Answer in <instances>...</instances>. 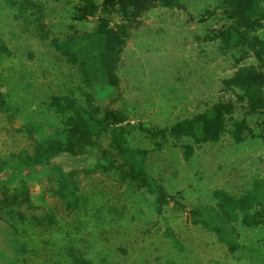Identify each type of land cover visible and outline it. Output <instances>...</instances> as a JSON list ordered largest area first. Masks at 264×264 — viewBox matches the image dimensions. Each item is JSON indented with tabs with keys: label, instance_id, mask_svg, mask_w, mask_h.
I'll return each instance as SVG.
<instances>
[{
	"label": "rangeland",
	"instance_id": "rangeland-1",
	"mask_svg": "<svg viewBox=\"0 0 264 264\" xmlns=\"http://www.w3.org/2000/svg\"><path fill=\"white\" fill-rule=\"evenodd\" d=\"M39 1L45 9V39L0 0V43L8 49V54L0 53V91L7 101L0 111V157L30 151L38 134L28 135L25 123L37 122L43 132L58 123L47 104L50 96L72 93L80 99L77 71L49 40L89 31L98 13L75 19L78 0ZM179 4L167 8L153 2L140 13L120 54L118 85L93 86V101L123 111L130 125L159 128L214 101L229 100L233 110L226 131L215 142L194 145L188 160L170 138L155 149L142 131L126 134L129 147L147 150L148 176L159 179L173 195L159 213L153 193L121 179L115 169H91L100 150L108 149L107 132L81 154L52 158L63 171L78 170L80 203L75 210L53 194L54 179L47 167L17 174L6 192L18 188L21 179L28 200L12 206V212L0 202V264H68L69 246L92 264H264V225L233 223L227 236L238 247L229 253L211 231L193 224L189 214L192 207L213 206L214 188L238 194L253 177L264 179V121L261 115L246 113L244 104L221 85L240 65L252 64L263 74L264 69L250 52L239 57L241 50L224 49L218 39L207 38L227 23L219 0ZM108 17L118 21L114 11ZM255 34L264 39V19ZM241 118L251 132L236 142L229 133L231 121ZM109 159L118 162L111 154ZM48 214L52 223L46 221Z\"/></svg>",
	"mask_w": 264,
	"mask_h": 264
},
{
	"label": "trees",
	"instance_id": "trees-1",
	"mask_svg": "<svg viewBox=\"0 0 264 264\" xmlns=\"http://www.w3.org/2000/svg\"><path fill=\"white\" fill-rule=\"evenodd\" d=\"M24 23L32 25L36 36L47 38L44 17L45 9L39 0H3ZM156 2L172 8L179 7V0H78L74 7V18L85 19L96 13V22L89 31L67 33L58 40L51 37L49 44L78 73L76 87L80 99L72 93L50 96L48 107L58 116V123L48 132L41 130L40 124L30 121L24 124L28 135L37 133L30 151L8 152L0 157V202L12 212L11 207L28 200L27 187L18 179V188L6 192V184L17 174L34 168L47 167L54 179L53 194L70 210L79 207L80 195L76 175L78 170L63 171L52 158L60 153L78 155L86 147L95 146L102 133L107 132L108 149H101L91 169H115L121 179L137 188H144L154 194L155 209L159 213L162 206L173 195H169L159 179H153L145 171L146 149L131 148L127 145L126 134L134 129L142 131L155 149L161 148L167 138L178 142L182 157L188 160L194 145L212 143L226 131V119L233 105L229 100H217L206 105L201 111L188 117L175 120L159 128L130 125L126 115L119 109L100 107L93 101L90 89L95 85L116 87L119 82L117 66L128 32L135 26L140 13ZM221 12L227 23L216 32L207 36L218 39L224 49H238L243 57L251 53L259 66L264 69V39L255 34L264 19V0H219ZM114 11L117 22H111L108 15ZM0 53L8 54V49L0 43ZM264 74L252 64L236 67L230 76L221 80L222 88L232 91L235 100L242 102L248 114L261 115L264 121ZM7 108L5 94L0 91V111ZM229 131L232 139L242 141L251 130L241 118L232 120ZM182 139L189 141L180 142ZM264 141V138H263ZM113 155L118 162L110 160ZM85 171V170H81ZM214 204L209 208L192 207L189 214L192 223L211 231L222 242L229 253L238 245L228 237L232 224L239 222L245 227L264 225V179L253 177L249 185L240 193H230L223 188L211 191ZM48 223L53 215H46ZM68 264H92L82 253L72 246L66 251Z\"/></svg>",
	"mask_w": 264,
	"mask_h": 264
}]
</instances>
